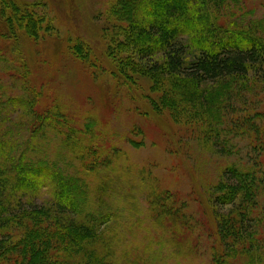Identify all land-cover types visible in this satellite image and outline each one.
Instances as JSON below:
<instances>
[{
  "label": "trees",
  "instance_id": "1",
  "mask_svg": "<svg viewBox=\"0 0 264 264\" xmlns=\"http://www.w3.org/2000/svg\"><path fill=\"white\" fill-rule=\"evenodd\" d=\"M231 1L115 0L103 26V36L109 37L103 56L109 60V76L118 74L115 87L119 91L127 89L131 94V84L149 81L160 95L159 102L148 100L157 113H169L175 123L194 128L201 146L211 152L238 159L221 171L216 182L206 185L217 245L210 264H243V260L245 264H264L258 255H264L263 228L255 223L264 197V125L260 128L257 123L260 116L241 119L237 115L240 119L232 123L225 116L235 88L241 86L248 92L253 83L264 84V18L254 17L251 11L234 18ZM48 9L44 4L0 0V21L6 27L0 40H13L17 55L23 46L26 51L24 59L14 64L19 69L11 75L25 82L24 96L9 98L6 106L25 105L24 110H30L33 137L46 122L63 117L58 108H52L54 114L36 109L43 92L29 81L37 59L32 68L25 62L30 51L25 41L35 47L52 36L54 21ZM8 44L0 48V89L6 77L2 65L5 61L12 64L2 54ZM69 49L92 71L93 78H101L91 56L87 63V56L80 55L84 50L93 55L90 43L78 39ZM50 59L42 55L39 66L48 61L57 70ZM106 72L104 69L102 74ZM43 96L46 100L42 101L48 102ZM58 132L53 133L63 135ZM81 133H66L67 147L76 145L73 138L84 143ZM240 141L252 148L240 147ZM24 145L28 144L0 139V264H116L112 228H107L111 220H117L116 215L105 205L94 206V197L105 202L98 192L92 194L93 199L89 193L93 190L63 165L36 161L28 152L30 146ZM242 152L246 160L241 159ZM92 153L94 156L95 150ZM82 164L86 170H94L91 162ZM45 189H50V202L34 205ZM106 249L108 254L102 252Z\"/></svg>",
  "mask_w": 264,
  "mask_h": 264
},
{
  "label": "rangeland",
  "instance_id": "2",
  "mask_svg": "<svg viewBox=\"0 0 264 264\" xmlns=\"http://www.w3.org/2000/svg\"><path fill=\"white\" fill-rule=\"evenodd\" d=\"M15 1L49 7L48 16L54 21L52 36L40 40L35 47L25 41L30 50L25 62L32 68L37 59L29 84L41 89L49 99L43 102L46 99L42 94L36 109L54 114L52 108H58L63 117L46 122V127L33 137V128L29 127L33 124L32 116L28 115L30 110H24L25 105L10 109L6 106L9 98L24 96L25 82L11 75L19 69L14 64L24 59L26 51L23 46L17 55L12 48L14 41L1 38L0 48L1 44L9 43L6 49L2 46V54L12 64L5 61L2 65L6 77L0 89L3 99L0 139L28 144L24 147L30 146L28 152L36 161L58 162L93 190V193L89 191L91 196L98 192L105 204L94 197L93 205L99 208L105 205L116 215L117 220L107 225L108 230L112 228L116 264H210L217 245L206 185L216 182L221 171L238 159L211 152L201 146L194 128L175 123L169 113H157L148 100L159 102L160 95L152 90L149 81L131 84L132 95L127 89L119 91L115 87L118 74L109 76V60L103 56L109 45V37L103 36V26L109 21V8L115 0ZM42 11L45 10L42 8ZM247 11L256 18H264V0L231 1L230 12L235 14L234 18L243 17ZM4 29L5 23L0 21V36ZM78 39L91 44L93 55L86 50L80 55L83 59L87 56L84 60L87 63L88 55L91 56L101 77L98 80L69 49ZM35 52L40 57H35ZM42 55L51 58L58 69L48 61L44 62L46 66H39ZM12 67L14 70L10 73ZM104 69L106 75L102 74ZM145 96L149 98L147 101ZM228 99L225 116L230 123L240 119L238 116L241 119L260 116L257 123L263 128L264 84L253 83L248 92L239 86ZM88 123L92 127L86 129ZM75 130H81L84 143L73 138L76 145L67 147L66 133ZM58 131L63 135L57 137L53 133ZM136 141L142 145H134ZM245 142L240 141L239 146L250 150L252 147L247 148ZM92 150H95L94 156ZM240 157L247 159L245 152ZM93 159L97 160L95 164ZM85 160L93 164L94 170L83 167ZM107 161L111 162L110 166L103 164ZM261 165L264 166V160ZM49 190L40 193L34 205L50 202ZM257 215L255 223L264 233V197ZM102 252L108 254L109 249ZM258 255L264 263V255Z\"/></svg>",
  "mask_w": 264,
  "mask_h": 264
}]
</instances>
